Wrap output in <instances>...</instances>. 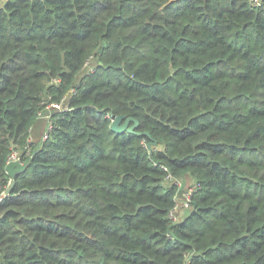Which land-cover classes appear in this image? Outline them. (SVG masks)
I'll use <instances>...</instances> for the list:
<instances>
[{
    "label": "trees",
    "instance_id": "trees-1",
    "mask_svg": "<svg viewBox=\"0 0 264 264\" xmlns=\"http://www.w3.org/2000/svg\"><path fill=\"white\" fill-rule=\"evenodd\" d=\"M27 145L0 264H264V0H0V193Z\"/></svg>",
    "mask_w": 264,
    "mask_h": 264
},
{
    "label": "rangeland",
    "instance_id": "rangeland-1",
    "mask_svg": "<svg viewBox=\"0 0 264 264\" xmlns=\"http://www.w3.org/2000/svg\"><path fill=\"white\" fill-rule=\"evenodd\" d=\"M91 67L92 66H91L90 62H88L85 65V68H91ZM47 108L50 109V107H47ZM49 113H51V109L49 111H47V112H45V110H44L40 114V119L41 120H38V122H36V124L34 126V129L32 130L31 139H35L36 140V139L41 138L42 134L46 130V127L49 125L48 122L51 120L50 119L51 115L47 118ZM175 182H176V187H177V189L180 192L178 191L179 194L177 195L178 207L174 211H172V218H177L178 219L181 216L183 217L187 213L188 206L185 204V202L187 200V196L189 195V193L191 191V188L194 186V181L192 180V178L187 176V177L179 178ZM182 206L185 209L184 213L182 215H180L179 217H177L179 215V208L181 209Z\"/></svg>",
    "mask_w": 264,
    "mask_h": 264
},
{
    "label": "water",
    "instance_id": "water-1",
    "mask_svg": "<svg viewBox=\"0 0 264 264\" xmlns=\"http://www.w3.org/2000/svg\"><path fill=\"white\" fill-rule=\"evenodd\" d=\"M130 121L133 123L130 124ZM138 121L132 116H125L123 114H116L112 117L111 121V129L117 132L121 131H133V129L137 126ZM28 164V160L20 162L19 160H11L6 164V171L10 176V182L8 187L5 189V193L8 194L11 190L12 185L15 182L14 175L16 172L24 169Z\"/></svg>",
    "mask_w": 264,
    "mask_h": 264
},
{
    "label": "built area",
    "instance_id": "built-area-1",
    "mask_svg": "<svg viewBox=\"0 0 264 264\" xmlns=\"http://www.w3.org/2000/svg\"><path fill=\"white\" fill-rule=\"evenodd\" d=\"M52 106H55V107H63V102H60V103H56V102H52V103H49L47 104V107H52ZM51 115V113L48 114L47 118ZM49 125L46 127V130L44 131V133L42 134L41 138L44 139L47 137L49 131L51 130L52 128V124L50 123V121L48 122ZM27 156H31V148L29 145L26 146V149L24 151H20L18 150L17 148L13 147L10 154L8 155V159H7V162L11 161V160H19L20 162H23L25 161L26 157ZM172 177V176H170ZM178 180V179H177ZM7 188V187H6ZM192 190H193V187L191 188V191L189 193V195L187 196V200L185 202V204L187 206H189V201H190V196H191V193H192ZM179 194V192L176 194V198H177V195ZM6 195L5 193V189L2 190V192L0 193V200ZM177 200H176V204L174 206V208L171 210L170 212V216L172 218V211H174L177 207H178V204H177ZM184 207L182 206L181 209L179 208V215L177 217H179L180 215H182L184 213ZM174 220H176L177 218H172Z\"/></svg>",
    "mask_w": 264,
    "mask_h": 264
},
{
    "label": "crops",
    "instance_id": "crops-1",
    "mask_svg": "<svg viewBox=\"0 0 264 264\" xmlns=\"http://www.w3.org/2000/svg\"><path fill=\"white\" fill-rule=\"evenodd\" d=\"M33 140H35V139H33Z\"/></svg>",
    "mask_w": 264,
    "mask_h": 264
}]
</instances>
